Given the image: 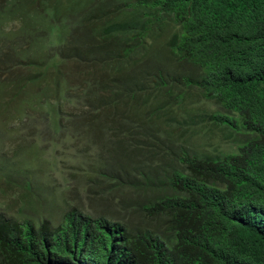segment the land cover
I'll return each instance as SVG.
<instances>
[{"label": "trees", "instance_id": "trees-1", "mask_svg": "<svg viewBox=\"0 0 264 264\" xmlns=\"http://www.w3.org/2000/svg\"><path fill=\"white\" fill-rule=\"evenodd\" d=\"M63 1L47 16L64 21L83 6ZM103 3L85 32H72L79 42L65 43L67 58L100 75L87 83L112 86L110 104L102 97L96 114L123 113L126 101L128 111L159 115L196 89L219 110L190 120H212L235 151L192 153L141 141L130 128L138 153L128 160L144 182L120 180L125 219L71 209L59 226L37 227L0 214V264H264V0ZM165 59L176 66L173 75ZM186 66L195 73H180ZM108 168L102 171L116 183L120 174Z\"/></svg>", "mask_w": 264, "mask_h": 264}, {"label": "rangeland", "instance_id": "rangeland-1", "mask_svg": "<svg viewBox=\"0 0 264 264\" xmlns=\"http://www.w3.org/2000/svg\"><path fill=\"white\" fill-rule=\"evenodd\" d=\"M54 1L0 0V214L37 227L44 222L59 226L71 209L125 219L120 180L144 182L135 172L136 163L129 161L138 153L125 133L130 128H138L141 141L157 138L166 147L183 146L192 153L235 151L212 120L200 126L190 120L219 110L196 89L189 90L183 106L167 107L159 115L148 117L150 108L139 115L128 111L126 101L119 109L123 113L96 114L102 97L110 104L112 86L87 83L100 82V75L79 66L78 58H67L65 43L75 28L85 32V22L94 23L103 0H72L71 5L83 6L69 16L64 13V21L45 13ZM78 42L73 38L70 45ZM164 64L173 75L176 66L168 59ZM179 72L195 73L189 66ZM137 162L145 164L141 158ZM104 168L120 174L116 183Z\"/></svg>", "mask_w": 264, "mask_h": 264}]
</instances>
